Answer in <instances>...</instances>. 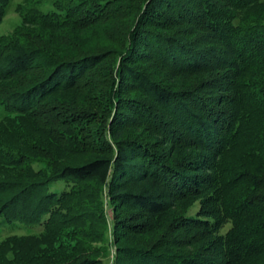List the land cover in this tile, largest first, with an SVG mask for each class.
I'll return each instance as SVG.
<instances>
[{"label": "trees", "instance_id": "1", "mask_svg": "<svg viewBox=\"0 0 264 264\" xmlns=\"http://www.w3.org/2000/svg\"><path fill=\"white\" fill-rule=\"evenodd\" d=\"M9 0H0V19ZM0 36V264H264V0H24Z\"/></svg>", "mask_w": 264, "mask_h": 264}, {"label": "rangeland", "instance_id": "2", "mask_svg": "<svg viewBox=\"0 0 264 264\" xmlns=\"http://www.w3.org/2000/svg\"><path fill=\"white\" fill-rule=\"evenodd\" d=\"M24 0H9L5 11L0 19V36H10L15 28L22 23L20 3ZM4 114L0 108V117ZM34 123L31 119L21 116L13 118L12 122H0V139L5 140L9 144H19L22 138L29 136L32 139H38V131L34 128ZM23 140V139H22ZM14 170H4L0 172V177L9 178ZM36 229L20 223L3 222L0 218V239L11 233H27L33 232ZM101 264H106L103 262Z\"/></svg>", "mask_w": 264, "mask_h": 264}]
</instances>
